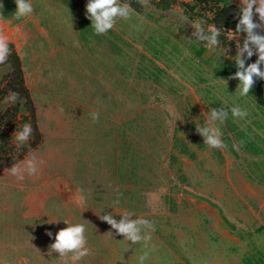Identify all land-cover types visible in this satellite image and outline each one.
Segmentation results:
<instances>
[{"label": "rangeland", "instance_id": "374dc122", "mask_svg": "<svg viewBox=\"0 0 264 264\" xmlns=\"http://www.w3.org/2000/svg\"><path fill=\"white\" fill-rule=\"evenodd\" d=\"M157 1L140 2L142 12L103 35L87 0H30L32 14L17 21L0 12L40 139L23 155L11 139L14 159L0 169V264H62L49 245L63 220L85 226L92 255L78 264H139L145 253L144 264H264V176L253 162L262 152L245 141L264 150V91L241 96L237 79L214 70L224 61L236 71L234 40L209 50L193 36L207 23L188 18L179 0L165 10ZM194 46L206 48L201 58ZM234 106L248 115L234 118ZM213 108L228 111L220 149L196 131ZM33 155L43 161L35 175L10 174ZM124 212L155 225L150 240L126 241L99 218Z\"/></svg>", "mask_w": 264, "mask_h": 264}, {"label": "clouds", "instance_id": "9594fccd", "mask_svg": "<svg viewBox=\"0 0 264 264\" xmlns=\"http://www.w3.org/2000/svg\"><path fill=\"white\" fill-rule=\"evenodd\" d=\"M14 2L17 20L32 14L33 7L30 0H14ZM140 2L147 5L149 0H140ZM2 7L3 5H0V8ZM237 7L235 30L224 31L228 34L226 40L236 42V55L234 57L236 71L229 78L237 79L240 95L247 96L257 79L264 81V31H258L264 29V0H239ZM85 8L86 16L98 35H103L112 30L118 18L127 20L135 12L129 3H121V0H87ZM193 29V36L196 40L206 41L205 45L209 50L215 49L221 44V28L215 24L204 25L197 22L193 25ZM240 33L245 34L242 43L239 40ZM10 43H12L10 36L4 26L0 25V64L5 63L12 54ZM221 51L226 50L222 49ZM253 55L257 57L256 60L246 65V59ZM18 98V93H13L7 102L15 104ZM230 111L234 118H242L248 115L247 111L239 106L232 107ZM227 118L228 111L223 108H213L210 117L207 118V123L204 126L196 127V131L203 137V142L209 147L218 149L225 147L219 125L223 124ZM92 119L95 122L98 119V113L93 112ZM32 138V125L24 124L15 135L17 147L28 144ZM42 163V160H38L33 155L23 160L22 163H13L8 170L17 179L23 180L25 174L35 175ZM74 199L78 205L85 204L86 196L83 190H77ZM118 214L120 215L119 220L109 213L100 214L99 218L106 221L117 234L122 235L126 241L133 244L151 239V232L155 231V225L151 221L143 217L133 219L132 214L128 212ZM63 221L67 226L56 231L54 242L49 245V250L59 254L58 256L62 258V264H78L84 257L92 255L91 249L87 247L85 226L80 223H70L67 220ZM47 235L52 237L53 233L49 231ZM146 259L147 253L141 255L138 258L139 264H144Z\"/></svg>", "mask_w": 264, "mask_h": 264}, {"label": "trees", "instance_id": "16d2710c", "mask_svg": "<svg viewBox=\"0 0 264 264\" xmlns=\"http://www.w3.org/2000/svg\"><path fill=\"white\" fill-rule=\"evenodd\" d=\"M125 1V0H124ZM176 0H158L155 3H152L156 9L165 10L169 7L171 3H174ZM126 2V1H125ZM181 5L183 12L190 19H199L203 23L208 25L215 24L217 27L221 28V44L227 45L228 40H226V34L224 31L235 30L237 23V18L235 13L238 11V5L234 0H189L177 1ZM126 3H129L132 8H136L139 12H142V7L138 0H127ZM0 5H3L0 8L4 18L15 17L13 11L16 10V5L14 0H0ZM12 11V12H11ZM16 20V18H13ZM84 21L81 19L80 25ZM264 31V29L258 30ZM242 35L241 42L245 38L244 33ZM10 48L12 49V54L8 57V60L0 65H9V70L2 75L0 79V102L6 99L7 96H10L13 93H18L19 98L15 104H9L3 109L0 108V169L5 167L9 161L14 159L13 153L9 154L12 148L10 146L11 139L15 138V133L20 131L24 124H31L34 132V139L30 140L28 144L20 147L19 155H23L26 151L32 148L40 139L39 133L34 121V110L30 100L28 99V90L25 86L23 79V72L21 70V63L17 53L14 50L13 44L10 43ZM196 56H202L206 48L203 46L193 47ZM251 58H255L252 56ZM225 62L218 65H214L213 68L216 72L222 71L230 76L234 74L232 70H229L228 65L224 66ZM4 82V85L1 86V83ZM258 87V90L264 91V81H256L253 88L250 90L255 92L254 87ZM23 101V102H22ZM4 102V101H3ZM243 138V137H242ZM247 141V145L254 153L262 152V157L254 160L253 162L256 165H261V168H258L255 171L260 172L264 176V150L255 145L251 140ZM24 152V153H23ZM254 166V164H253ZM255 168V166H254ZM225 224L234 228V225L228 223V220L223 217ZM244 263L246 264H256L260 259H254V257L245 256L243 258Z\"/></svg>", "mask_w": 264, "mask_h": 264}, {"label": "crops", "instance_id": "0c3cea01", "mask_svg": "<svg viewBox=\"0 0 264 264\" xmlns=\"http://www.w3.org/2000/svg\"><path fill=\"white\" fill-rule=\"evenodd\" d=\"M1 14H2V13H1ZM2 16H3V15H2ZM3 19H10V18H4V17H3Z\"/></svg>", "mask_w": 264, "mask_h": 264}]
</instances>
